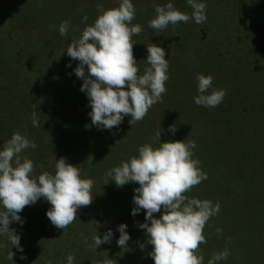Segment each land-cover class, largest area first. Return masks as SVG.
Returning <instances> with one entry per match:
<instances>
[{
  "label": "rangeland",
  "instance_id": "1",
  "mask_svg": "<svg viewBox=\"0 0 264 264\" xmlns=\"http://www.w3.org/2000/svg\"><path fill=\"white\" fill-rule=\"evenodd\" d=\"M167 2L132 0V24L142 26L132 37L140 74L149 67L147 47H163L169 62L167 91L143 120L132 122L125 116L108 130L92 125L82 81L62 83L59 91L55 84L65 76L76 77L79 61L70 62L65 51L72 39L95 21L98 6L118 7L119 0H0V147L13 133H21L37 145L22 153L32 160L35 176L54 173L56 159L63 157L94 182L92 203L82 206L63 230L51 224L46 215L51 205L43 198L26 206L19 213L24 223L9 225L20 235L24 251L0 236V264H66L69 254L75 264H103L108 257L116 264H154L147 233L138 227L145 222L144 211L131 215L133 190L139 185L105 182L107 173L138 155L140 146H158L154 135L160 130L162 142H196L193 156L207 179L186 195L220 204L203 229L206 243L198 254L204 264L225 248L230 255L221 264H264V0H205L204 23L181 22L157 33L149 22L156 16L155 5ZM171 2L181 12L192 11L186 0ZM63 21L69 22L66 36L59 33ZM47 46L50 51L45 53ZM34 59L49 68L65 59L67 68L64 74L51 75L58 79L51 84L31 66ZM198 74H210L213 87L226 91L220 105L195 104ZM34 112L40 127L33 126ZM121 223L130 235L127 249L116 244ZM109 229L112 242L90 249L96 230L102 236Z\"/></svg>",
  "mask_w": 264,
  "mask_h": 264
},
{
  "label": "clouds",
  "instance_id": "2",
  "mask_svg": "<svg viewBox=\"0 0 264 264\" xmlns=\"http://www.w3.org/2000/svg\"><path fill=\"white\" fill-rule=\"evenodd\" d=\"M186 2L192 9L190 14L176 9L171 0L163 6L155 5L156 16L149 26L160 33L169 25L181 22L204 23L207 20L205 0ZM98 9L95 21L79 38L72 39L65 51L70 58L79 61L74 73L82 79L80 90L88 97L92 125L111 130L118 127L125 116L130 115L132 122L143 120L149 109L161 100L167 91L169 62L165 49L153 43L147 47L149 67L140 74L133 55L132 37L141 33L142 26L132 24L136 11L132 0H119L118 7L98 6ZM68 29L69 22L63 21L59 25L60 35L66 36ZM197 91L195 104L207 108L220 105L226 96L224 89L213 87L210 74L197 75ZM32 123L40 127L35 112ZM171 130L175 131V127ZM161 131L154 135L158 146L153 143L140 146L138 155L107 173L110 179L105 183L111 180L118 187L130 182L139 185L133 190L135 207L131 215L144 211L145 222L138 227L147 233L148 243L152 245L149 255L154 264H204L203 255L198 254L199 246L206 243L203 229L209 219L219 213L220 204L186 195L207 179L199 159L193 156L196 142H162ZM36 147L34 141L18 132L0 147V236H7L11 246L20 253L24 251L20 235L9 225L13 221L24 223L19 213L26 206L43 198L51 205L46 211L51 224L63 230L77 219L82 206L92 203L94 194L93 180L83 176L81 168L63 157L56 159L54 173L45 171L35 176L32 160L22 158V153ZM157 212L161 213L159 218L154 216ZM126 228L124 223L117 226L116 244L121 249H127L130 240ZM221 232L218 228L217 233ZM112 237L111 229L102 236L96 230L89 247L96 250L103 243H111ZM13 255L10 251L8 259L12 260ZM229 255L227 248L213 253L208 264H221ZM66 264H75L74 255L67 256ZM103 264H116V261L108 257Z\"/></svg>",
  "mask_w": 264,
  "mask_h": 264
},
{
  "label": "trees",
  "instance_id": "3",
  "mask_svg": "<svg viewBox=\"0 0 264 264\" xmlns=\"http://www.w3.org/2000/svg\"><path fill=\"white\" fill-rule=\"evenodd\" d=\"M57 36H54L53 39H55ZM54 45L56 46V49L60 47V44H59V41L55 42ZM62 46V45H61ZM50 51V46H47L46 49H45V53H48ZM65 59H58L57 62H53L51 63V67L49 68L47 64H44L42 62H36L35 59L32 60V65L34 68H35V71L36 72H39L41 76H45V80H48L49 83L53 84V81L54 80H58L56 78H53L51 77V75L53 74H56L55 76H58L59 74H64L65 73V69L67 68L65 65L66 63L64 62ZM72 60H75V59H72L70 60V62ZM77 67V66H76ZM49 69V70H48ZM73 69V68H70L69 71ZM23 70V68H22ZM55 70V71H54ZM49 75V76H48ZM60 81L58 83L54 82L55 86L57 85L58 87V90H60V85L62 83H65V84H62L63 86H69L70 83V80H72L73 82H81L82 79L78 78V77H74L73 79L70 78L68 76H65L64 78H60L59 79ZM45 92L48 94V91L45 90Z\"/></svg>",
  "mask_w": 264,
  "mask_h": 264
}]
</instances>
